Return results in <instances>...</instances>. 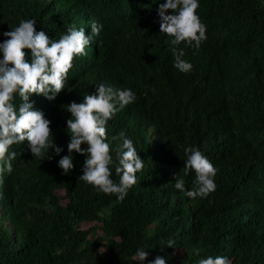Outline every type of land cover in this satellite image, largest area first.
Wrapping results in <instances>:
<instances>
[{
	"label": "trees",
	"instance_id": "1",
	"mask_svg": "<svg viewBox=\"0 0 264 264\" xmlns=\"http://www.w3.org/2000/svg\"><path fill=\"white\" fill-rule=\"evenodd\" d=\"M162 3L57 0L51 14L43 0H0V43L26 19L56 40L70 26L87 36L92 21L103 25L86 55L74 59L57 98H30L63 152L33 157L27 141L9 149L20 155L13 172L0 175V264H139L141 248L148 261L180 252L179 264L208 256L264 264V0H198L207 39L199 48L176 46L193 65L189 73L174 67V38L160 32ZM101 83L136 94L106 126L114 162L121 131L144 162L122 202L78 179L84 156L72 154L68 175L58 167L70 140L71 114L62 106L82 103ZM21 102L15 94L13 103ZM193 146L218 169L216 190L205 198L187 195L194 172L183 177L184 192L174 185L184 149ZM169 239L175 248H167Z\"/></svg>",
	"mask_w": 264,
	"mask_h": 264
},
{
	"label": "clouds",
	"instance_id": "2",
	"mask_svg": "<svg viewBox=\"0 0 264 264\" xmlns=\"http://www.w3.org/2000/svg\"><path fill=\"white\" fill-rule=\"evenodd\" d=\"M51 14L57 10V0H43ZM198 0H166L157 10L160 32L173 37L170 43L174 56V67L181 73H189L193 65L183 57L185 52L176 46L187 41L189 45L199 48L206 41V26L196 14ZM37 21L21 20L19 26L4 32V41L0 43V175L13 172L12 161L19 153L9 152L13 145L27 141L33 157L52 159L48 155L52 150L56 156L63 148L54 143L50 128L51 121L43 111L37 109L31 97L43 96L54 101L65 89L68 73L73 67L76 57L86 55L85 48L90 45L93 37L98 36L103 28L96 21L91 22V34L85 29L70 26L59 40L50 39L44 31L37 32ZM168 41H166L167 43ZM25 49L30 50L31 60L26 59ZM18 94L21 103L18 107L13 103L14 95ZM136 94L131 89L115 88L101 83L92 94L84 93L83 102H71L62 108L71 114L67 120V133L70 136L67 145L68 154L62 156L58 167L64 175L70 174L74 168L73 153L85 157L82 175L78 178L107 195L115 194L122 202L130 188L137 183V173L144 168V162L138 155L131 139L121 131L119 138L122 143L115 149V162L110 154V145L106 143V126L115 114L132 104ZM116 139V137H113ZM87 145L86 148L81 147ZM186 160L182 171L173 176L175 188L185 191L184 176L195 174L194 186L187 191L189 198H205L215 192L214 177L218 169L197 147L184 149ZM114 167L119 182L111 178ZM167 248H175V241L169 239ZM199 255V249L195 251ZM149 252L144 249L136 251L134 259L139 264L148 261ZM148 264H167L166 259L157 256ZM198 264H232L226 256H208L199 260Z\"/></svg>",
	"mask_w": 264,
	"mask_h": 264
},
{
	"label": "rangeland",
	"instance_id": "3",
	"mask_svg": "<svg viewBox=\"0 0 264 264\" xmlns=\"http://www.w3.org/2000/svg\"><path fill=\"white\" fill-rule=\"evenodd\" d=\"M59 194L62 193V191L58 192ZM163 258L166 259L167 264H179L178 261H176V259H178L180 257V252H176L175 255L173 254L172 256H162Z\"/></svg>",
	"mask_w": 264,
	"mask_h": 264
}]
</instances>
